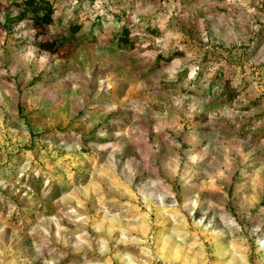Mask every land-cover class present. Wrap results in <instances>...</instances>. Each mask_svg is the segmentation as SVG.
<instances>
[{"label": "rangeland", "instance_id": "374dc122", "mask_svg": "<svg viewBox=\"0 0 264 264\" xmlns=\"http://www.w3.org/2000/svg\"><path fill=\"white\" fill-rule=\"evenodd\" d=\"M22 1L0 0V264H264V0L181 25L132 0L124 48L110 0H49L43 31Z\"/></svg>", "mask_w": 264, "mask_h": 264}, {"label": "trees", "instance_id": "16d2710c", "mask_svg": "<svg viewBox=\"0 0 264 264\" xmlns=\"http://www.w3.org/2000/svg\"><path fill=\"white\" fill-rule=\"evenodd\" d=\"M164 1V0H161ZM122 2V3H118ZM175 6L171 9V11L164 10V15H167L168 12L170 14L168 15V20L172 23L181 25V16H186V15H193L194 8L193 5L197 0H175ZM125 3L129 4V7H124ZM132 0H110V4L112 6L117 8V11L111 12V16L107 19L112 20V23L114 25L118 26V31L113 33V42L119 46L120 48H124L127 46L132 45V39H131V25L129 23V15H130V10H131V5H132ZM23 8V13L19 16V18H23L25 16L26 12L28 17L32 20V24L36 27L38 30H45L47 26L53 24V8L49 0H23L22 3L19 4ZM114 7V8H115ZM107 19L99 18L95 24L96 26L101 27L100 24H102L103 20L107 21ZM74 34L77 29H79V26H71L69 27ZM63 40H52L46 41L39 43V49L45 52L49 53H55L57 52L58 49H60L61 44ZM173 53V52H172ZM177 55H174L173 57H179L182 56L183 52L179 51L176 52ZM171 58V57H170ZM207 57L204 56L199 62H197L195 65V69L199 71L201 66L203 65L204 62H206ZM240 60V59H239ZM239 60H232L231 62L235 65L239 62ZM238 66V65H237ZM234 69H230L228 71L229 75H233ZM214 86L213 90L211 93H215L218 96H227L229 100H232L236 96V92L234 89L231 88V81L229 78L224 79V73L223 70H219L216 75H215V82L212 83Z\"/></svg>", "mask_w": 264, "mask_h": 264}]
</instances>
